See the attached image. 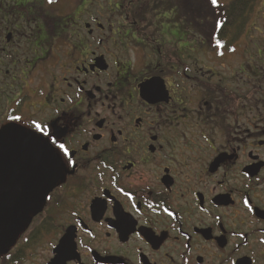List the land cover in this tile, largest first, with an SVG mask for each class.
<instances>
[{"label": "flooded vegetation", "instance_id": "flooded-vegetation-1", "mask_svg": "<svg viewBox=\"0 0 264 264\" xmlns=\"http://www.w3.org/2000/svg\"><path fill=\"white\" fill-rule=\"evenodd\" d=\"M186 1L0 0V132L68 150L0 264H264V16Z\"/></svg>", "mask_w": 264, "mask_h": 264}, {"label": "water", "instance_id": "water-1", "mask_svg": "<svg viewBox=\"0 0 264 264\" xmlns=\"http://www.w3.org/2000/svg\"><path fill=\"white\" fill-rule=\"evenodd\" d=\"M56 164L50 150L29 133L9 129L0 135V245L23 229L56 177Z\"/></svg>", "mask_w": 264, "mask_h": 264}, {"label": "rangeland", "instance_id": "rangeland-1", "mask_svg": "<svg viewBox=\"0 0 264 264\" xmlns=\"http://www.w3.org/2000/svg\"><path fill=\"white\" fill-rule=\"evenodd\" d=\"M227 1V0H226ZM187 19L188 22H193L195 19H199V32H201L202 23L200 22L204 18L209 16V12L207 11L212 9H222L225 0H218V6L213 7L210 4V0H187ZM226 5V4H225ZM228 6V4L226 5ZM263 7V0H259L256 2L255 6L252 8V16L258 17V16H264V7ZM262 8V9H261ZM203 9V10H202ZM189 33L190 31L189 27Z\"/></svg>", "mask_w": 264, "mask_h": 264}, {"label": "snow or ice", "instance_id": "snow-or-ice-1", "mask_svg": "<svg viewBox=\"0 0 264 264\" xmlns=\"http://www.w3.org/2000/svg\"><path fill=\"white\" fill-rule=\"evenodd\" d=\"M46 2L49 5H51V4L54 3V0H46ZM210 4L213 7H216V6H218V0H210ZM217 46L219 47L220 45L218 44ZM233 51H235V50L233 49ZM146 87L150 89L152 86L149 85V86H146ZM9 119H11L13 121H21L22 117L21 116H12V117H9ZM32 124H33V127L35 129V132L29 133L30 135L34 136L37 140H40L41 137H45V136H47L49 139H51L50 133L46 131L45 127L41 123H38L35 120H33ZM19 131L23 132L24 130L20 129ZM37 134H39V135H37ZM0 135H3V132H0ZM51 143H52L53 146L56 145V141L55 140H52ZM58 147H59V152H57L55 150V147L50 149V151L52 152V155H53V159L57 163L60 162V153L61 152L64 154V156L68 155V150H67V148L65 147L64 144H59ZM262 243H264V241H262ZM233 264H235V262H233Z\"/></svg>", "mask_w": 264, "mask_h": 264}, {"label": "trees", "instance_id": "trees-1", "mask_svg": "<svg viewBox=\"0 0 264 264\" xmlns=\"http://www.w3.org/2000/svg\"><path fill=\"white\" fill-rule=\"evenodd\" d=\"M240 1L241 0H232L230 4L237 3V2H240ZM256 1L257 0H251V9L255 6ZM229 10L231 11V8H229ZM251 11H253V9Z\"/></svg>", "mask_w": 264, "mask_h": 264}]
</instances>
